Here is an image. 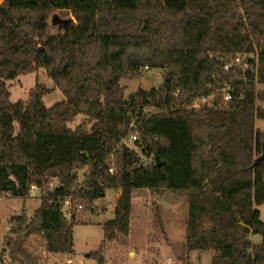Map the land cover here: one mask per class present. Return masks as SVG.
<instances>
[{
  "label": "trees",
  "instance_id": "16d2710c",
  "mask_svg": "<svg viewBox=\"0 0 264 264\" xmlns=\"http://www.w3.org/2000/svg\"><path fill=\"white\" fill-rule=\"evenodd\" d=\"M131 1L130 8L111 0L0 4V195L27 200L32 185L43 187L49 176L59 175L62 184L44 192L31 217L23 212L10 219L0 259L13 245L11 259L36 264L25 247L32 236L42 237L50 254H74L77 213L68 221L61 211L68 196L93 203L119 189L114 218L103 226L105 240L113 241L116 231L129 235L133 191L148 189L187 196L185 252L212 247V264H264L257 209L264 205V161L255 164L264 146L256 127L264 121L257 105L264 101L257 92L264 84V0H184L181 10L163 0ZM57 12L73 21L51 35ZM251 53L257 58L246 71H224L238 54ZM146 68L166 70L164 81L126 96L120 81ZM39 69L65 100L46 107L43 99L53 90L38 84L26 101L12 102L6 82ZM226 81L241 98L187 108ZM79 114L93 121L89 130L69 127ZM133 122L140 153L124 144ZM252 236L261 243L254 245ZM90 257L105 264L101 250Z\"/></svg>",
  "mask_w": 264,
  "mask_h": 264
},
{
  "label": "rangeland",
  "instance_id": "374dc122",
  "mask_svg": "<svg viewBox=\"0 0 264 264\" xmlns=\"http://www.w3.org/2000/svg\"><path fill=\"white\" fill-rule=\"evenodd\" d=\"M119 7H133L131 0H111ZM3 0H0L2 4ZM165 7L181 10L184 0H163ZM56 14V13H55ZM59 20L63 21L71 17L68 12H57ZM54 15V14H53ZM52 17V16H51ZM73 18V17H72ZM51 21V19H50ZM49 21V33L59 34L57 26ZM167 71L163 69H144L134 78H123L120 84L125 88L126 96L142 88L151 90L157 88L164 81ZM7 87L11 93L10 100L26 101L29 91L40 84L53 90L44 97L46 107L65 100L64 94L56 88L54 81L48 76L45 69H39L35 73L21 75L15 80L7 81ZM257 92H264V84L257 85ZM257 104L264 109V101ZM92 120L85 114H79L69 127L75 129L83 126L89 130ZM256 127L264 133V121L256 120ZM132 149L140 153V150L128 141ZM145 161V158H141ZM114 162V159H113ZM85 171H79V182L76 187H81L84 182ZM77 174L74 173V176ZM59 179V175L49 176L43 181V187L30 193L27 200L11 198L8 195L0 199V253L4 248V236L11 228L10 219L25 212L31 217L41 203V196L50 188L49 184ZM118 189L106 191V196L96 202L77 199L78 204L84 205V209L76 214V224L73 227L74 254L53 255L47 252L46 242L40 236L30 237L26 243V249L36 258V264H98L97 260L90 257L95 251L101 250L105 264H212L216 255L214 248L204 251L185 252L187 241V227L189 221L187 196L170 191L156 192L148 189H135L132 195V212L129 235L116 231L113 241L105 240L104 225L114 218V210L117 204ZM261 212V220L264 222V205L257 207ZM101 210L100 213L98 211ZM205 228L210 227L209 222L204 223ZM16 240V236H11ZM261 240L257 236L256 242ZM8 259L3 264H26L22 260L11 259L10 253L13 245L6 247ZM2 260L0 259V263ZM185 263V262H184Z\"/></svg>",
  "mask_w": 264,
  "mask_h": 264
},
{
  "label": "built area",
  "instance_id": "2783aa9c",
  "mask_svg": "<svg viewBox=\"0 0 264 264\" xmlns=\"http://www.w3.org/2000/svg\"><path fill=\"white\" fill-rule=\"evenodd\" d=\"M256 54H238L235 59L233 64H229L226 65L224 67V71L225 72H234V74L236 73L237 70H241V71H246L249 67H250V63L249 61H255L256 59ZM258 68V62H256V67L255 69L257 70ZM147 69V68H146ZM177 92H179L177 90ZM220 100L221 103L225 104L233 99H239L241 98V96L239 94L236 93L234 87L226 82H222L219 83V85L217 86L215 93L210 95V96H198L194 99H192L189 104L187 105L188 109H192V110H200L203 109L205 107H211L215 104L216 99ZM135 129V123H132V132L130 137L124 141V144L129 146L127 143L128 141L130 143L135 144V142L139 141L140 139V135L137 131L134 130ZM130 147V146H129ZM149 160H145L144 163H148ZM115 165L113 162V158H110L109 161V173L110 174H115ZM50 190L53 191L56 188H59L62 186L61 182L59 179H55L53 180L50 184ZM40 188L37 185H32L31 187V192H36L38 191ZM30 192V193H31ZM1 199V197H0ZM84 209V205L82 204H78L77 199L75 198V196H68L66 197L62 204H61V211L64 215V217L66 218V220L70 221L73 217V215L75 213H78L79 211ZM101 210L98 211V213H100ZM11 226H13V224H11ZM6 259H8V255L4 254L3 258H2V262L0 264H3V261H5ZM70 264V263H69Z\"/></svg>",
  "mask_w": 264,
  "mask_h": 264
},
{
  "label": "water",
  "instance_id": "95a60500",
  "mask_svg": "<svg viewBox=\"0 0 264 264\" xmlns=\"http://www.w3.org/2000/svg\"><path fill=\"white\" fill-rule=\"evenodd\" d=\"M59 16L58 14H54L52 17H51V25L53 26H57L58 27V31H64L66 29V27L73 21V18L72 17H69L68 19H65L63 21H60L59 19ZM86 156V154H84ZM157 161V164L158 166H161V162L160 160L157 158L156 159ZM262 161H264V146H263V153L262 155L256 160V165L260 164Z\"/></svg>",
  "mask_w": 264,
  "mask_h": 264
},
{
  "label": "crops",
  "instance_id": "0c3cea01",
  "mask_svg": "<svg viewBox=\"0 0 264 264\" xmlns=\"http://www.w3.org/2000/svg\"><path fill=\"white\" fill-rule=\"evenodd\" d=\"M257 105H258V104H257ZM258 106H259V105H258ZM259 107H260V106H259ZM118 190H119V189H118ZM120 194H121V192H120V190H119V194H118V196H117V201H118V199L120 198ZM3 198H9V197H5V196H3ZM111 219H113V217H112ZM256 238H257V236H252V237H251V239H252L254 245H258V244H260L261 241H262V238H261V240H260L259 242H256ZM59 255H60V254H59Z\"/></svg>",
  "mask_w": 264,
  "mask_h": 264
}]
</instances>
